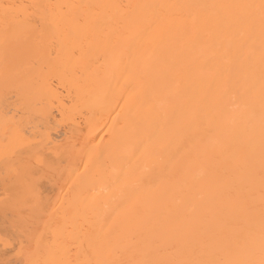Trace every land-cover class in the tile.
<instances>
[{
    "label": "bare ground",
    "instance_id": "obj_1",
    "mask_svg": "<svg viewBox=\"0 0 264 264\" xmlns=\"http://www.w3.org/2000/svg\"><path fill=\"white\" fill-rule=\"evenodd\" d=\"M0 264H264V0H0Z\"/></svg>",
    "mask_w": 264,
    "mask_h": 264
}]
</instances>
